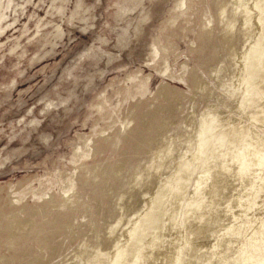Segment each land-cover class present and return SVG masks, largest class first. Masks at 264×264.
Listing matches in <instances>:
<instances>
[{
  "label": "rangeland",
  "instance_id": "1",
  "mask_svg": "<svg viewBox=\"0 0 264 264\" xmlns=\"http://www.w3.org/2000/svg\"><path fill=\"white\" fill-rule=\"evenodd\" d=\"M244 20L236 0H0V264H114L205 124L214 153L181 185V205L176 191L163 213L140 218L136 234L156 232L133 264H165L178 236L161 248L154 237L175 227L180 258L188 223L212 208L201 174L239 163L256 192L264 90L252 99L263 114L241 115L239 70L258 37ZM202 227L205 254L217 241ZM252 257L264 264V244Z\"/></svg>",
  "mask_w": 264,
  "mask_h": 264
},
{
  "label": "bare ground",
  "instance_id": "2",
  "mask_svg": "<svg viewBox=\"0 0 264 264\" xmlns=\"http://www.w3.org/2000/svg\"><path fill=\"white\" fill-rule=\"evenodd\" d=\"M236 2L237 10H243L245 13V27L250 29L246 36H251L255 33V31H258L256 41L242 57L243 68L241 71L239 70L240 73L237 82L243 92L240 105L242 111L241 115L248 114L249 118L256 119L263 114V110L261 108L262 102L259 100L253 101L252 99L254 94L258 91L260 85H262L261 87H263L264 90V63L261 69H254L253 64L256 58L264 57V0H236ZM255 19L258 21V26L253 32L252 29L254 27ZM234 122L236 125H240L242 120L239 121L238 118H235ZM206 126L207 125L205 124L204 128L200 132V138L196 144V150L193 155L180 164L178 171L170 179H168L166 185L159 190L158 194L154 198L149 200V209L147 212L144 215L137 217L132 222L131 228L128 231L130 241L129 243L120 246L115 255L114 264L134 263L143 248L147 247V237H152L153 233L156 232H149V234L144 235L136 234L135 229L140 227L142 228L140 218L146 215L153 214L157 216L156 214L163 213L164 204L172 200V196L177 193L176 191L179 193L182 192L181 185L187 179L188 182L185 187L188 186L194 171L201 166L208 155L214 153V150H212V153L210 154L207 153L210 142ZM251 126L252 124H249L246 127V130L250 129ZM253 133V138L258 140V136L260 135L259 131L253 129ZM236 143L237 142L233 141L229 146V154L234 149ZM261 143L262 148L259 151L264 152V140ZM214 145L217 144L215 143ZM195 165L197 166L196 169L194 168ZM262 166V164H259V168H262ZM190 169H192L190 176L188 174L184 175L185 173L183 174L184 171L187 172ZM206 177L209 178V182L213 180L212 185L214 184L208 189V193L211 195L212 208L208 213H204L202 215L196 214L188 223L186 236L187 243L180 251V258L178 259L175 256L180 240H182L180 232L177 233L176 227L170 229L172 230V235L170 234V237H167V235L162 237L160 234L157 236L154 235V239L158 241L159 248L164 247L165 244L169 243L170 239L174 235L178 236L175 247L169 248V253L171 255H169L165 264H233L235 259H237V256H239L237 255L235 257V254H238L239 251L249 252L248 256L246 254L247 257H244L243 255V257L241 256L244 259V264H259L260 258L253 259L252 251L255 250L260 252L261 247L264 244V242H262V234L264 233V182L259 186L256 192L247 191L256 183V179L253 178L251 174L242 178L239 163L234 164L230 171L210 170L201 174L199 179L202 182H205ZM221 184H223V186H221ZM183 191H186V189ZM182 193L181 195H177L181 197L179 205H181L183 201L182 197L185 195H182ZM174 197H176V195ZM245 198H248V201L243 205L242 201ZM167 205L170 206L172 204L167 203ZM167 205H165V207ZM168 211L169 209H165V212ZM172 212L177 213V209H175V211L172 210ZM174 218H176V214L174 215ZM177 218L179 217L177 216ZM122 221L123 219L121 222ZM175 224L172 226H175ZM219 224H221L222 227L220 231H218V229H220ZM201 225H208V228H211L209 232L212 234H210L214 237V241H217V243L215 242L216 244H210L212 246L211 248L208 244L209 248L205 254L201 253V249L204 248L202 240L206 237L208 238L209 235L207 236L205 233L206 228ZM120 228L121 223L114 226L111 233L116 234ZM199 239H201V241ZM136 241L139 242L138 244L141 243L139 248L135 249L136 255H134V253L129 256V253L133 251L132 247L136 246L133 245V243L136 244ZM196 246H200L197 248V252L194 250ZM199 252L202 254L201 256L198 255ZM128 256L131 258H128ZM160 256V254H156L154 258L158 259Z\"/></svg>",
  "mask_w": 264,
  "mask_h": 264
}]
</instances>
